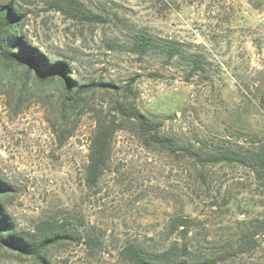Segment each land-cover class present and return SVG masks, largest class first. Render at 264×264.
<instances>
[{
  "label": "rangeland",
  "instance_id": "1",
  "mask_svg": "<svg viewBox=\"0 0 264 264\" xmlns=\"http://www.w3.org/2000/svg\"><path fill=\"white\" fill-rule=\"evenodd\" d=\"M76 1L108 19L25 0L21 32L69 62L79 82L131 91L97 87L62 116L71 99L60 83L29 80L20 92L18 79L3 78L0 177L12 190L2 203L16 229L64 222L75 239L45 250L51 264H134L123 253L129 244L189 261L264 264V179L249 165L147 145L125 121L100 178L86 180L94 119L118 95L195 150L264 143V0ZM137 34L150 38L145 53ZM0 264L42 263L0 247Z\"/></svg>",
  "mask_w": 264,
  "mask_h": 264
},
{
  "label": "trees",
  "instance_id": "2",
  "mask_svg": "<svg viewBox=\"0 0 264 264\" xmlns=\"http://www.w3.org/2000/svg\"><path fill=\"white\" fill-rule=\"evenodd\" d=\"M23 1L25 0H8L6 3H0V91L4 80L11 84L12 80L18 79L20 92L24 90L29 80L40 83L58 82L66 88V99H71V102L62 103L64 106L61 110L62 116L70 103H75L74 101L97 87L115 94L121 89L124 92L131 91L130 83L123 86L105 81L81 83L73 77L74 72L69 62L64 59L49 58L45 52L39 50L38 46L30 44L21 32L25 16L22 12ZM54 3L58 9L66 8L87 21L105 22L109 17L105 12L92 14L86 11L76 0H54ZM133 43L140 53L148 51L151 44L150 38L142 34H137ZM166 52L169 56L175 54L173 47L167 48ZM113 102L111 108L106 109L105 113L100 111L94 119L95 126L90 137L86 165L88 184L95 185L100 178L111 157L114 135L124 127L125 121L133 122L137 126L141 138L147 145H159L173 151L177 149L185 156L198 161L237 162L249 165L256 176L264 179V143L257 147L245 148L238 144L235 146L223 144L207 146L204 152L195 150L192 146L179 144L172 136L162 134L160 122L149 118L127 103L125 97L118 95ZM11 190L12 185L0 177V247L33 256L42 264H51L44 256L45 250L65 240L75 239L74 234L69 232L64 222L56 223L49 220L35 226L33 231L17 230L2 203L4 196ZM88 240L93 241L91 238ZM123 253L134 264H212V261L178 259L166 251L146 252L132 244L125 246Z\"/></svg>",
  "mask_w": 264,
  "mask_h": 264
}]
</instances>
